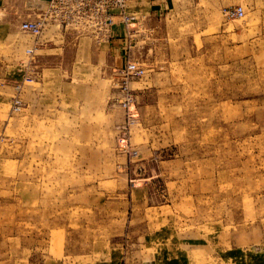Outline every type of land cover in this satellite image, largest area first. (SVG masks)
Returning a JSON list of instances; mask_svg holds the SVG:
<instances>
[{
    "label": "rangeland",
    "instance_id": "374dc122",
    "mask_svg": "<svg viewBox=\"0 0 264 264\" xmlns=\"http://www.w3.org/2000/svg\"><path fill=\"white\" fill-rule=\"evenodd\" d=\"M160 1L125 28L140 79L0 0V264H264V0Z\"/></svg>",
    "mask_w": 264,
    "mask_h": 264
},
{
    "label": "built area",
    "instance_id": "2783aa9c",
    "mask_svg": "<svg viewBox=\"0 0 264 264\" xmlns=\"http://www.w3.org/2000/svg\"><path fill=\"white\" fill-rule=\"evenodd\" d=\"M46 4L39 14L30 16L21 22L22 33L32 39H40L49 27H57L64 32H70L78 38L94 37L99 40L111 39L112 30L123 25L129 30L141 24V17L136 12H129V8L137 3L148 0H42ZM130 8V9H131ZM242 6L228 7L224 16L228 20L242 19L245 16ZM32 54L33 50H27ZM125 77L142 79L145 69L132 60H128L125 67L120 70ZM30 77L25 82L32 83ZM21 88V86H20ZM19 88V89H20ZM22 101L16 104L21 106ZM20 109V108H19Z\"/></svg>",
    "mask_w": 264,
    "mask_h": 264
},
{
    "label": "crops",
    "instance_id": "0c3cea01",
    "mask_svg": "<svg viewBox=\"0 0 264 264\" xmlns=\"http://www.w3.org/2000/svg\"><path fill=\"white\" fill-rule=\"evenodd\" d=\"M132 8H133L132 10L133 12H136L141 17V19L145 18V20L148 18L158 17L160 14H163L165 12V4H163V2L160 0H148L145 2L137 3L133 5ZM35 14H39V13L34 12L32 15H29L24 20L28 19L30 16H33ZM125 33H126L125 27L121 24L113 28L111 39L108 42L109 45H108V48L106 49L107 52L105 53L106 63L104 64V66L100 68L98 66L99 68L98 71H100V69L101 70L103 69L105 71H109V72L112 71L113 73L118 74L120 70H122L125 67V64H126V60H125L126 52L124 50V45L126 43ZM85 40L87 39L83 37L82 39L78 38L74 36V34L70 32H64V30L60 28L49 27L45 31V34L43 35V37L37 40L34 39V43H36L37 45L39 44V47H44V46L46 47L48 45L55 46L56 48H53L52 50L61 51V54L63 52L68 53V54L70 52V54H72V51H73V54H75V50L71 49V47H73V45H76V43L78 42L79 50H77V53L78 51L79 53H83L81 52L80 47L83 46L82 49L86 51L85 48H88L89 46L84 42ZM99 50H100L99 48L97 49L95 48L96 53ZM74 64L75 62L73 63V65ZM83 66H86V64H84Z\"/></svg>",
    "mask_w": 264,
    "mask_h": 264
}]
</instances>
